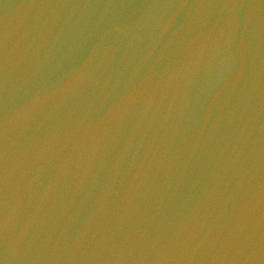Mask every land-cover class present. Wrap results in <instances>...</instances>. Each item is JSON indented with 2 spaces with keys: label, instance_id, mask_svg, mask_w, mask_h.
I'll return each instance as SVG.
<instances>
[{
  "label": "water",
  "instance_id": "95a60500",
  "mask_svg": "<svg viewBox=\"0 0 264 264\" xmlns=\"http://www.w3.org/2000/svg\"><path fill=\"white\" fill-rule=\"evenodd\" d=\"M0 264H264V0H0Z\"/></svg>",
  "mask_w": 264,
  "mask_h": 264
}]
</instances>
